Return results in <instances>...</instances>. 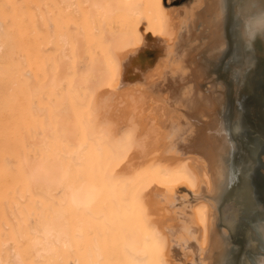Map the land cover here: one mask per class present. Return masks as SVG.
<instances>
[{
	"label": "bare ground",
	"instance_id": "1",
	"mask_svg": "<svg viewBox=\"0 0 264 264\" xmlns=\"http://www.w3.org/2000/svg\"><path fill=\"white\" fill-rule=\"evenodd\" d=\"M185 1L0 0V264H68L67 250L73 264H175L180 212L198 225L208 264H235L241 245L215 222L224 189L256 219L243 226L256 248L246 263L264 264V124L243 138L241 180L230 130L258 109L257 91L240 88L255 107L228 102L241 72L204 89L227 48L239 68L241 41L261 44V24H248L244 0L232 18L231 0L218 18L212 4L203 16ZM249 2L250 20L264 19V3ZM200 24L218 39L190 53ZM244 172L257 216L239 194ZM187 196L195 203L173 211ZM117 219L130 222L109 232L121 258L102 244Z\"/></svg>",
	"mask_w": 264,
	"mask_h": 264
},
{
	"label": "rangeland",
	"instance_id": "2",
	"mask_svg": "<svg viewBox=\"0 0 264 264\" xmlns=\"http://www.w3.org/2000/svg\"><path fill=\"white\" fill-rule=\"evenodd\" d=\"M239 1L240 0H238V1L237 0H231V2H230L231 3V6H230L231 7V10H230L231 18H232V12H234V9H235L233 7V5L235 2L239 3ZM241 1H243V0H241ZM244 1L246 2L245 6L248 7L245 10V12H246L245 16H247V18H248L247 22L249 25H251V27L254 24H258V23L261 24V27H259L260 33H261L260 35L263 38L261 40L264 41V32H263L264 31V19L258 20L257 18L253 19L254 17H252L253 20L252 19L250 20V17L252 15V10L250 8L251 7L250 2H249V0H244ZM219 2H220V4H219ZM221 2H222V0L221 1L220 0H218V1H216V0H186L185 3H187L186 4L187 6H185V8H186L185 10L194 8V6L197 5V7H198L197 12H202L203 16H204V14L206 13L205 8H207L208 6H210V4H212V9L215 10V12H214L215 17L218 18V15H219V13H217V12H219L218 7H221V8L223 7V2L222 3ZM260 3L263 4L264 0H260ZM208 14H209V12H208ZM199 17H200V15H199ZM205 17H207V16H205ZM209 17H211V14H209L208 18ZM235 19H236L235 15L233 14L232 27L234 29H237V26L235 24V22H236ZM203 27H204V24H200L199 26L196 25L197 29H194V26L192 27V29L195 30V32L197 33L196 36L198 38H196L195 42L189 47L190 49H188V51L190 53H192L196 47H197L196 50L197 49L203 50V47L205 46L204 44H206V43H208V44L212 43L213 44L215 41H217L218 38H216V39L210 38V35H209L210 27H208V29L206 28V26L204 28ZM240 27H241V25H240ZM51 29L56 31V28L51 27ZM260 35H257V36L260 37ZM226 50L224 51L223 55H221V57L219 58V61L217 62L215 73L211 74L208 77L207 82L205 83L204 89L205 88L207 89V87L212 85L214 82H215L216 87L219 85L218 88L226 89L228 87V84H229V81H228L229 77L232 76L236 72H237V77H238V73H239L238 70L239 69L235 68L236 64H231L234 66V68L231 67L230 65H228V64L232 63V60H231L230 52L228 54V52ZM92 51L97 53L99 50L96 48H92ZM261 52H264V50H261ZM260 57H261V55H259V58ZM197 63H200L199 59H198ZM225 63H226V67L224 68L223 65ZM197 65H198V68H201V66H199V64H197ZM255 68L250 69V71L248 73V79L250 82H252L253 79L255 80L256 78H258L257 83H256L257 86H255V88H254L255 90H253L254 92L257 91L256 97H257V102H258V109L253 108L252 110H248V108H247V111L244 113V118H242V119L240 118L239 123H237V120H236L237 126L234 123H233V125H230V130H231V135H232L231 141L233 143H235L234 148L236 149V146H237V149L239 151V153L237 151V153L234 155L233 159L235 158L236 162L234 163V165L237 164L235 167L237 168L236 172H237V174H239L240 180L242 178L241 174H240V172H241L240 169L244 165H242V163H241V165H242V167H241L240 162H239L240 160L239 161H237V160L242 158V156H243L244 158H246L245 161L246 160L251 161L250 154L248 153L249 151L247 150V148L245 146L243 138H244L245 134L248 135V136H245L246 141H247V146H248L250 144V142L252 141L251 137L249 135L250 132H248V131L252 130L254 133H257L256 127L254 126V122L259 127L262 124H264V63H259L258 66H256ZM200 74L201 75H199V76H202V75L205 76L206 75L204 73V71H202ZM211 77H212V79H210ZM66 87H67V81H66ZM242 87L243 86L240 87L239 85H237V83L234 84L233 91L231 89V94H230L231 96L229 97L230 101H228V102H230L233 106H235V105H238L239 103H242L245 101L244 103H242V105L244 107L249 106L250 103L254 104V107H255L256 97L248 96V92L246 95H242L244 92L243 90L240 91V88H242ZM229 116L230 115L228 114L227 117L229 119L233 118L235 120L234 117H236V114H234V117H231V118ZM207 117H209V116H207ZM207 117H206V119H208ZM233 119H231L232 120L231 122H229V120H228L227 124L232 123ZM242 121H244V123ZM233 129H234V131H233ZM260 131L262 132V129H259L258 133ZM241 138H242V140H241ZM238 162H239V164H238ZM241 162H243V160ZM249 178H250V174H248V173L245 174V172H244V176H243L244 186L242 185L243 191L239 190V194L242 195V198H244V199H246V201H248V212H253L256 215L259 213V211H256L258 209H255V207H252V205H250V204H252L251 199H250L251 193H252L251 192L252 186L249 183L250 182ZM79 179H81V177ZM238 186H239V182L237 185V189H238ZM208 190L209 191L211 190L210 187L208 188ZM184 191L185 190H182L181 193L184 194ZM181 193L179 194V197L182 196ZM227 193H228V190L224 189L222 191V194H223V196L221 198L222 201L220 200V202H218V204L216 205L217 206V220L215 221L217 224L216 227L221 233H225V232L227 233L226 235H227V237H229L231 244H238L239 245V243H240L241 246H240V250L238 252L235 264H247L246 259H247V254L249 253V250H256V248L250 247L251 243L249 244L247 241V238H248V232L247 231H248V227L250 226V222H252L253 220H256V219H252V218L250 219V216L245 217L246 213H243L242 211H240V207L237 208L236 203L231 204V196H229ZM188 197L189 196L175 201L176 205L172 206L173 211H175V210L179 211L181 203H183L185 205H187V204L193 205L195 203V201H194V203H187L186 204V202H187L186 199ZM226 197H228V198H226ZM198 199L199 200H197V202L202 201L204 199L206 200L207 199L206 192L203 191L201 197L199 196ZM233 201L239 202L238 195L233 197ZM241 201H242V199H241ZM178 202H180V203H178ZM169 203H171V202H169ZM177 204L180 206L178 207ZM192 209L193 208H191V211H192ZM251 209H252V211H251ZM241 213H242V215H240ZM189 214H190V212H187L185 214L183 212H180V216H182L181 218H183V219L179 225L180 230L175 229V231L173 232L174 236L172 238V242H171V245H170L169 250H168L169 257L172 258V260L174 261L175 264H188L189 263L188 259H187L188 257H189L190 261L191 262L194 261L195 264H208L209 263V260H208L209 254L207 253L208 249L206 246L202 245L201 239L199 238V233H198L200 229H199L198 225L195 222H193V219L190 218ZM238 215H240V216H238ZM256 216L254 218H256ZM262 217H264V215L260 216V218H262ZM128 223H130V222H128L127 220L117 219L111 225L106 226V228L108 230H104V233L102 234V242H103L102 244H104V253L107 254V256H114L116 254L115 255L116 257L121 258V254L119 252V249L114 244V240H113V238L109 232L111 230L116 229V228L121 230ZM243 226L247 227V231L243 230ZM90 228H92V227H90ZM88 236H89V234H88ZM91 236H92V233H91L90 237ZM116 250H117V253L115 252ZM73 253H74V251H72V250H67L65 252V260L66 259L68 260V264H73V262H75V260L72 259V257L74 256Z\"/></svg>",
	"mask_w": 264,
	"mask_h": 264
},
{
	"label": "water",
	"instance_id": "3",
	"mask_svg": "<svg viewBox=\"0 0 264 264\" xmlns=\"http://www.w3.org/2000/svg\"><path fill=\"white\" fill-rule=\"evenodd\" d=\"M259 45H254L249 43H245L242 42L239 44L238 46V50L240 49V58H238L239 61V65L240 67L237 69L239 72H241V78L239 79V81H244V85H243V89H254L253 85H254V79L252 82L249 81L248 79V73L250 71V69L255 68L256 66H258L259 63H264V52H260L261 50H264V41L260 43H256ZM259 55H261V57L259 58ZM230 56L231 59L234 60V62L237 61L236 57H234V55L230 52ZM236 59V60H235ZM256 69V68H255ZM246 92L242 95H245Z\"/></svg>",
	"mask_w": 264,
	"mask_h": 264
}]
</instances>
